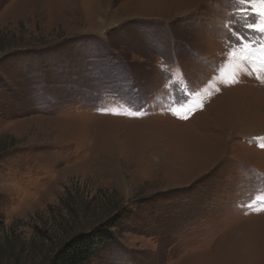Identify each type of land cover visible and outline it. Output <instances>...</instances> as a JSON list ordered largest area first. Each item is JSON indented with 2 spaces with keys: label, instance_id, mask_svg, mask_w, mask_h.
Wrapping results in <instances>:
<instances>
[{
  "label": "rangeland",
  "instance_id": "rangeland-1",
  "mask_svg": "<svg viewBox=\"0 0 264 264\" xmlns=\"http://www.w3.org/2000/svg\"><path fill=\"white\" fill-rule=\"evenodd\" d=\"M262 7L0 0V264L113 211L89 264H264Z\"/></svg>",
  "mask_w": 264,
  "mask_h": 264
},
{
  "label": "trees",
  "instance_id": "trees-1",
  "mask_svg": "<svg viewBox=\"0 0 264 264\" xmlns=\"http://www.w3.org/2000/svg\"><path fill=\"white\" fill-rule=\"evenodd\" d=\"M114 212L93 222L92 228L69 234L45 264H89L100 250L111 246L118 237L117 229L123 218Z\"/></svg>",
  "mask_w": 264,
  "mask_h": 264
},
{
  "label": "snow or ice",
  "instance_id": "snow-or-ice-1",
  "mask_svg": "<svg viewBox=\"0 0 264 264\" xmlns=\"http://www.w3.org/2000/svg\"><path fill=\"white\" fill-rule=\"evenodd\" d=\"M238 2L240 4H244V3H251L252 0H238ZM259 2L261 3V5H264V0H259ZM260 16V20H251L249 19L246 15L243 18V27L246 30H252V31H257V32H261L264 33V7L261 8V11L259 13ZM232 23L233 26H235V24L237 23V21L235 20V18H232V20L230 21ZM221 28L222 29H227L228 25L227 24H221ZM253 72L257 73L256 78L260 79L262 82H264V76L259 75V73L264 72V45H261V65L259 68H254ZM249 75H251L252 73H248ZM97 76H99V72H97ZM238 82V80L233 79L230 83H236ZM122 87H124L125 89H127V82H122ZM191 111V108L189 109H181V110H177L174 114L178 115L180 118L182 119H187L188 115L187 112Z\"/></svg>",
  "mask_w": 264,
  "mask_h": 264
}]
</instances>
